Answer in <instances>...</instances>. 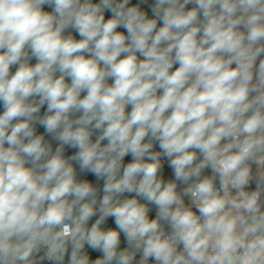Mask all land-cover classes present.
Wrapping results in <instances>:
<instances>
[{"label":"clouds","instance_id":"1","mask_svg":"<svg viewBox=\"0 0 264 264\" xmlns=\"http://www.w3.org/2000/svg\"><path fill=\"white\" fill-rule=\"evenodd\" d=\"M0 264H264V0H0Z\"/></svg>","mask_w":264,"mask_h":264},{"label":"built area","instance_id":"2","mask_svg":"<svg viewBox=\"0 0 264 264\" xmlns=\"http://www.w3.org/2000/svg\"><path fill=\"white\" fill-rule=\"evenodd\" d=\"M41 131H43L42 129H41ZM126 159L128 160V159H130V157H126ZM90 175V174H89Z\"/></svg>","mask_w":264,"mask_h":264},{"label":"trees","instance_id":"3","mask_svg":"<svg viewBox=\"0 0 264 264\" xmlns=\"http://www.w3.org/2000/svg\"><path fill=\"white\" fill-rule=\"evenodd\" d=\"M126 161H127V159H126ZM98 183H102V182H98Z\"/></svg>","mask_w":264,"mask_h":264}]
</instances>
